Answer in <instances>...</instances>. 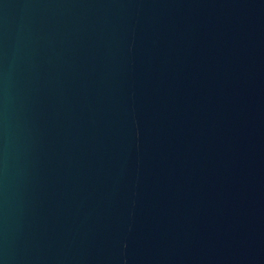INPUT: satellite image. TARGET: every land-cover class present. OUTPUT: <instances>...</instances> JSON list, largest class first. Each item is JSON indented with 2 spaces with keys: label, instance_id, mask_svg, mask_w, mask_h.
<instances>
[{
  "label": "water",
  "instance_id": "95a60500",
  "mask_svg": "<svg viewBox=\"0 0 264 264\" xmlns=\"http://www.w3.org/2000/svg\"><path fill=\"white\" fill-rule=\"evenodd\" d=\"M0 264H264V0H0Z\"/></svg>",
  "mask_w": 264,
  "mask_h": 264
}]
</instances>
